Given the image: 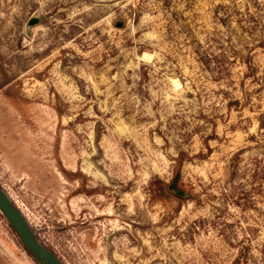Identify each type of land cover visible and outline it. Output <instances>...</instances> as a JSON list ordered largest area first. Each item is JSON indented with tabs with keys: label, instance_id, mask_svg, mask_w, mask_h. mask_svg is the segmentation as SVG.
<instances>
[{
	"label": "rangeland",
	"instance_id": "1",
	"mask_svg": "<svg viewBox=\"0 0 264 264\" xmlns=\"http://www.w3.org/2000/svg\"><path fill=\"white\" fill-rule=\"evenodd\" d=\"M258 160L264 0H0V187L63 264H264Z\"/></svg>",
	"mask_w": 264,
	"mask_h": 264
},
{
	"label": "water",
	"instance_id": "2",
	"mask_svg": "<svg viewBox=\"0 0 264 264\" xmlns=\"http://www.w3.org/2000/svg\"><path fill=\"white\" fill-rule=\"evenodd\" d=\"M39 23L38 18L29 21L28 26L33 27ZM176 196L183 197L181 191H172ZM0 213L6 219L11 229L17 235L22 246L39 264H63L57 256L41 245L32 232L29 223L22 212L15 206L9 196L0 187Z\"/></svg>",
	"mask_w": 264,
	"mask_h": 264
},
{
	"label": "trees",
	"instance_id": "3",
	"mask_svg": "<svg viewBox=\"0 0 264 264\" xmlns=\"http://www.w3.org/2000/svg\"><path fill=\"white\" fill-rule=\"evenodd\" d=\"M261 160H258V163L255 164V168L251 170V178L253 180H255V184H257V186H259V188L262 186V183L264 181V169L262 171H260V167H261ZM182 164V160L181 158H178L176 160V166L174 167L175 169V175L176 178L173 179L169 184L163 183V182H159V181H155L153 183H151V192H156L159 193L162 196H168L169 191L172 190L175 185H176V179L178 177L179 174V167ZM154 188V189H153ZM24 248V247H23ZM24 250L30 255V253L24 248Z\"/></svg>",
	"mask_w": 264,
	"mask_h": 264
},
{
	"label": "bare ground",
	"instance_id": "4",
	"mask_svg": "<svg viewBox=\"0 0 264 264\" xmlns=\"http://www.w3.org/2000/svg\"><path fill=\"white\" fill-rule=\"evenodd\" d=\"M148 56H149V55H147V54H144V57L148 58Z\"/></svg>",
	"mask_w": 264,
	"mask_h": 264
}]
</instances>
